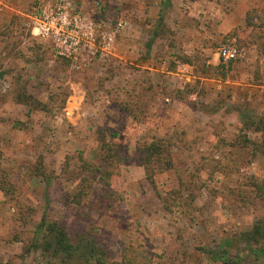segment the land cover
Here are the masks:
<instances>
[{
	"label": "rangeland",
	"instance_id": "374dc122",
	"mask_svg": "<svg viewBox=\"0 0 264 264\" xmlns=\"http://www.w3.org/2000/svg\"><path fill=\"white\" fill-rule=\"evenodd\" d=\"M38 1L0 0V264H58L42 217L120 264H264V0H65L95 25L74 59L33 32ZM231 39L247 56L225 63Z\"/></svg>",
	"mask_w": 264,
	"mask_h": 264
},
{
	"label": "trees",
	"instance_id": "16d2710c",
	"mask_svg": "<svg viewBox=\"0 0 264 264\" xmlns=\"http://www.w3.org/2000/svg\"><path fill=\"white\" fill-rule=\"evenodd\" d=\"M168 4L169 0L162 1V7H166ZM162 15V13L159 14V19L163 18ZM16 102L26 104L29 107V110H50L47 102H42L34 98V96L31 94L22 95L16 98ZM260 129H262L264 132L263 126H261ZM252 144L253 146L257 145L254 142H252ZM138 148L141 153V163L144 166L145 173L149 181H153V162H159L163 160L164 164L166 165L165 168H169L171 166L170 161L165 158V145L163 144L162 140H151L149 143H145ZM255 150H259L260 152L264 153L263 150ZM107 157L108 155L105 157L106 160ZM87 180V178H82V181ZM88 185H90V183H84V186L87 187ZM79 187L80 189L78 190V194L80 196L84 190L81 185ZM35 232L36 234L34 239H36L40 233L41 235L37 243L35 241L34 247L40 248L42 253L57 260L58 264H120V262L118 263L111 260L112 253L106 247L100 244L94 236L82 232L72 239L66 229L65 224L57 220H46L44 217H42ZM242 235L246 241H256L262 235V231L259 226L255 225L251 230L243 232ZM219 252L220 253L218 254L216 252L210 251L209 254L214 260L220 259L224 261L230 258L227 251L221 250ZM255 252H264V249L255 250Z\"/></svg>",
	"mask_w": 264,
	"mask_h": 264
},
{
	"label": "built area",
	"instance_id": "2783aa9c",
	"mask_svg": "<svg viewBox=\"0 0 264 264\" xmlns=\"http://www.w3.org/2000/svg\"><path fill=\"white\" fill-rule=\"evenodd\" d=\"M68 6V2L61 0L53 9L45 0H39L33 13V32L50 38L57 45L59 54L74 59L79 44L85 39L87 43L93 40L95 25L90 20L84 21L79 14L71 16ZM104 43L109 45L108 42ZM217 55L222 62L227 63L245 59L247 50L235 39H231L218 47Z\"/></svg>",
	"mask_w": 264,
	"mask_h": 264
},
{
	"label": "crops",
	"instance_id": "0c3cea01",
	"mask_svg": "<svg viewBox=\"0 0 264 264\" xmlns=\"http://www.w3.org/2000/svg\"><path fill=\"white\" fill-rule=\"evenodd\" d=\"M256 50L259 52V53H264V48L263 47H258V49L256 48ZM215 59V58H214Z\"/></svg>",
	"mask_w": 264,
	"mask_h": 264
}]
</instances>
